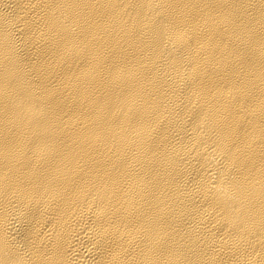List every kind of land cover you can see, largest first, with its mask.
Listing matches in <instances>:
<instances>
[{
  "label": "bare ground",
  "instance_id": "6f19581e",
  "mask_svg": "<svg viewBox=\"0 0 264 264\" xmlns=\"http://www.w3.org/2000/svg\"><path fill=\"white\" fill-rule=\"evenodd\" d=\"M0 264H264V0H0Z\"/></svg>",
  "mask_w": 264,
  "mask_h": 264
}]
</instances>
